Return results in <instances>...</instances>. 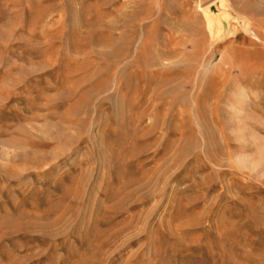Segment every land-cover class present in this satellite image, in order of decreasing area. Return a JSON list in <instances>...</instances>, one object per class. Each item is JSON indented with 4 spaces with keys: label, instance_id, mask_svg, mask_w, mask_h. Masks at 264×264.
Returning <instances> with one entry per match:
<instances>
[{
    "label": "rangeland",
    "instance_id": "1",
    "mask_svg": "<svg viewBox=\"0 0 264 264\" xmlns=\"http://www.w3.org/2000/svg\"><path fill=\"white\" fill-rule=\"evenodd\" d=\"M216 2L264 38V0H0V264H264V44Z\"/></svg>",
    "mask_w": 264,
    "mask_h": 264
},
{
    "label": "bare ground",
    "instance_id": "2",
    "mask_svg": "<svg viewBox=\"0 0 264 264\" xmlns=\"http://www.w3.org/2000/svg\"><path fill=\"white\" fill-rule=\"evenodd\" d=\"M199 10L204 13L205 18L211 21L209 35L212 40H220L224 43L225 41L235 38L237 35H241L244 38L248 37L251 43L260 41L264 44V38L250 26L249 29H243L244 24L248 23V21L246 23H244L245 21H240L243 14L234 10L223 9L217 2L206 6L200 5Z\"/></svg>",
    "mask_w": 264,
    "mask_h": 264
}]
</instances>
